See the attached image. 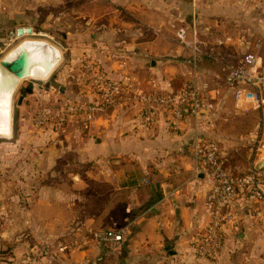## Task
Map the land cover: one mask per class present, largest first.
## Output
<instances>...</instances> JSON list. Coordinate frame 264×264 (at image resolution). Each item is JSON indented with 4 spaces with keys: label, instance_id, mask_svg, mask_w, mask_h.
Returning a JSON list of instances; mask_svg holds the SVG:
<instances>
[{
    "label": "crops",
    "instance_id": "1",
    "mask_svg": "<svg viewBox=\"0 0 264 264\" xmlns=\"http://www.w3.org/2000/svg\"><path fill=\"white\" fill-rule=\"evenodd\" d=\"M94 2L107 6L92 13L89 35L70 47L76 61L31 87L18 106L17 132L25 138L31 120L42 152L12 156L9 173L0 155V264H264V225L252 218L248 202L240 204V227L226 229L218 254L197 257L193 241L209 221L210 183L196 174L192 151L195 135L210 137L224 147L233 170L244 172L254 160L264 175V148L257 155L250 150L253 142L264 143V107H238L224 88L218 95L206 92L200 115L178 130L165 112L145 127L142 103L130 92L89 128L71 120L58 130L32 119L58 98H94L83 76L89 61L132 91L171 92L186 82L222 87L224 64L236 65L262 46L264 2ZM180 27L203 56L179 41ZM9 35L18 37L17 28ZM1 37L0 31V46ZM22 141L18 137L16 146ZM8 180L15 186L6 188ZM108 230L121 239H97Z\"/></svg>",
    "mask_w": 264,
    "mask_h": 264
},
{
    "label": "built area",
    "instance_id": "2",
    "mask_svg": "<svg viewBox=\"0 0 264 264\" xmlns=\"http://www.w3.org/2000/svg\"><path fill=\"white\" fill-rule=\"evenodd\" d=\"M264 2V0H253ZM179 41L194 49L196 55L203 56L202 49L188 39L186 27L177 31ZM224 84L217 87L201 88L195 82H186L171 92L134 89L123 82L110 78L99 66L89 61L84 64V77L91 90L92 99L71 101L56 99L52 104L37 109L32 119L37 126L53 125L58 130L65 128L71 120H76L84 128L95 121L96 116L115 106L124 93L133 92L142 103L140 119L145 127L152 126L160 113L170 115V126L180 129L189 116L197 118L204 106V95H215L227 89L236 106L251 104L254 109L264 107V64L257 51H247L238 64H224ZM264 148V143L256 141L250 145L253 155ZM196 160V174L202 173L210 183L205 206L209 221L194 238L197 257H215L225 238L226 229L233 231L240 227L242 214L240 204L248 202L251 216L256 223L264 225V175L254 160L244 172H236L229 166V156L216 139L195 135L192 143ZM100 241H115L121 235L114 231L96 233Z\"/></svg>",
    "mask_w": 264,
    "mask_h": 264
},
{
    "label": "rangeland",
    "instance_id": "3",
    "mask_svg": "<svg viewBox=\"0 0 264 264\" xmlns=\"http://www.w3.org/2000/svg\"><path fill=\"white\" fill-rule=\"evenodd\" d=\"M95 0H0V31L3 34V45L0 46V61L11 51L12 48L19 45L25 39H42L51 42L61 53L58 64L50 72V76L44 78L29 77L22 80L13 96L12 106V124L9 135L0 134V155L4 158L2 170L9 173L12 165L10 158L12 156L31 157L34 154L42 152L43 142H33V137L38 135L31 120H27L25 138H22L17 131L18 106L20 105V96L25 95L28 90L43 84L46 81H52L53 78L64 70V66L73 60L76 61V55L70 47L76 44V37H87L90 29L91 15L96 11H102L106 8L105 3L97 5ZM264 16V15H263ZM29 27L32 32L24 33L21 36H13L9 32L16 34V28ZM262 30L264 32V20L262 21ZM16 37V38H15ZM89 39V38H88ZM86 42V41H85ZM262 46L258 50L264 64V34L263 39L259 40ZM84 68V66H83ZM100 68V67H99ZM103 70L102 68H100ZM104 71V70H103ZM84 76V75H83ZM88 83V82H87ZM58 83L54 87L58 88ZM182 84L180 83L178 87ZM129 87V86H128ZM36 110V109H35ZM32 128V130H30ZM20 137L23 141L16 146L15 142ZM22 145V146H21ZM19 151V154L16 152ZM16 156V157H17ZM6 188L14 187L12 181L8 180ZM36 182V181H35ZM39 182V181H38ZM30 184V183H29Z\"/></svg>",
    "mask_w": 264,
    "mask_h": 264
},
{
    "label": "bare ground",
    "instance_id": "4",
    "mask_svg": "<svg viewBox=\"0 0 264 264\" xmlns=\"http://www.w3.org/2000/svg\"><path fill=\"white\" fill-rule=\"evenodd\" d=\"M23 29L25 33H30L28 27ZM60 57V50L51 42L35 38L25 39L0 61L1 135L11 132L13 96L20 82L29 77L45 79L50 76ZM18 66L22 67L21 76L12 70Z\"/></svg>",
    "mask_w": 264,
    "mask_h": 264
},
{
    "label": "water",
    "instance_id": "5",
    "mask_svg": "<svg viewBox=\"0 0 264 264\" xmlns=\"http://www.w3.org/2000/svg\"><path fill=\"white\" fill-rule=\"evenodd\" d=\"M29 32H32V29L29 28ZM25 32H24V29L23 27H18L17 28V35L18 36H21L23 35ZM13 72L19 76H21V72H22V67L18 66L17 68H12ZM24 98V95H21L20 96V102L22 101V99Z\"/></svg>",
    "mask_w": 264,
    "mask_h": 264
}]
</instances>
